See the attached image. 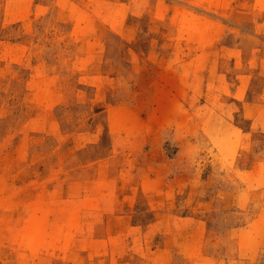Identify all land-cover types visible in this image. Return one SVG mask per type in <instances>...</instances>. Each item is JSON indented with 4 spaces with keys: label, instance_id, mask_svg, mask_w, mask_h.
<instances>
[{
    "label": "rangeland",
    "instance_id": "1",
    "mask_svg": "<svg viewBox=\"0 0 264 264\" xmlns=\"http://www.w3.org/2000/svg\"><path fill=\"white\" fill-rule=\"evenodd\" d=\"M0 264H264V0H0Z\"/></svg>",
    "mask_w": 264,
    "mask_h": 264
}]
</instances>
